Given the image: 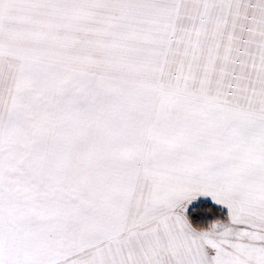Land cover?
<instances>
[{
	"label": "snow or ice",
	"instance_id": "6c2138e0",
	"mask_svg": "<svg viewBox=\"0 0 264 264\" xmlns=\"http://www.w3.org/2000/svg\"><path fill=\"white\" fill-rule=\"evenodd\" d=\"M0 264H264V0H0Z\"/></svg>",
	"mask_w": 264,
	"mask_h": 264
}]
</instances>
